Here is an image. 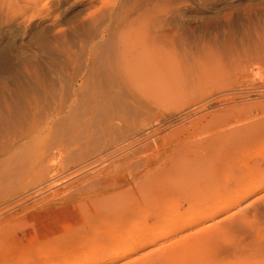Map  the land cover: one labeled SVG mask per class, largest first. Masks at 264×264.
Masks as SVG:
<instances>
[{
  "label": "rangeland",
  "instance_id": "obj_1",
  "mask_svg": "<svg viewBox=\"0 0 264 264\" xmlns=\"http://www.w3.org/2000/svg\"><path fill=\"white\" fill-rule=\"evenodd\" d=\"M143 49L147 65L132 57ZM57 103L62 121L54 122ZM31 108L37 138L0 157V176L22 156L49 151L44 164L57 172L37 179L35 169L0 193L1 234L24 243L54 217L73 221L70 180L108 174L118 186L179 138L199 140L220 120L243 124L264 113V0H0V149ZM58 141L61 149L51 148ZM263 192L234 210L264 221V200L253 206Z\"/></svg>",
  "mask_w": 264,
  "mask_h": 264
},
{
  "label": "bare ground",
  "instance_id": "obj_2",
  "mask_svg": "<svg viewBox=\"0 0 264 264\" xmlns=\"http://www.w3.org/2000/svg\"><path fill=\"white\" fill-rule=\"evenodd\" d=\"M132 57L147 65L152 54L136 50ZM60 107L57 103L49 115L54 122L62 121ZM37 112L33 108L26 125L3 142L0 157H16L33 144ZM212 130L199 140L179 138L169 155L139 163L118 186L108 174L70 180L67 186L75 191L66 198L77 200L73 221L54 217L27 243L15 232L1 234L0 224V264H264V221L248 210H234L264 190V113L243 124L223 119ZM61 144L51 148L59 150ZM50 154L18 159L0 176V193L35 169L37 179L53 174L44 164ZM261 200L264 192L254 199V208ZM239 226L251 236L238 233ZM148 246L154 247L132 256Z\"/></svg>",
  "mask_w": 264,
  "mask_h": 264
}]
</instances>
